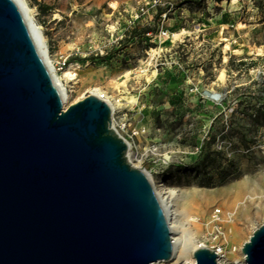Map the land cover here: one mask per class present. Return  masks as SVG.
<instances>
[{
	"label": "rangeland",
	"instance_id": "374dc122",
	"mask_svg": "<svg viewBox=\"0 0 264 264\" xmlns=\"http://www.w3.org/2000/svg\"><path fill=\"white\" fill-rule=\"evenodd\" d=\"M25 1L68 91L63 108L99 90L118 117L147 130L134 154L155 143L168 157V167L129 162L144 167L159 193H174L175 225L192 237L176 264H196L191 248L200 245L223 251L217 264H244L242 246L264 225V0H167L176 10L164 24L170 40L131 38L134 28H159V9L151 8L131 26L142 0ZM174 40L185 47L170 57ZM59 55L68 57V68L58 70ZM175 57L186 82L154 80L155 66L170 67ZM66 70L76 78H64ZM212 88L226 94L224 106L234 105L232 116L198 101Z\"/></svg>",
	"mask_w": 264,
	"mask_h": 264
},
{
	"label": "water",
	"instance_id": "95a60500",
	"mask_svg": "<svg viewBox=\"0 0 264 264\" xmlns=\"http://www.w3.org/2000/svg\"><path fill=\"white\" fill-rule=\"evenodd\" d=\"M111 114L95 95L63 109L24 12L0 0V264L171 261L153 184ZM241 253L264 264V225ZM193 258L217 264L205 247Z\"/></svg>",
	"mask_w": 264,
	"mask_h": 264
},
{
	"label": "built area",
	"instance_id": "2783aa9c",
	"mask_svg": "<svg viewBox=\"0 0 264 264\" xmlns=\"http://www.w3.org/2000/svg\"><path fill=\"white\" fill-rule=\"evenodd\" d=\"M149 8L151 9H159L158 13V22H159V28L156 32H148L144 34L146 39H155L158 38L159 40L161 38L170 40V38H174V35L172 33H169L165 29V21L168 18V15L171 12H176V10H172L173 4L170 1L167 0H142V4H140V7L138 11L134 14L133 17L130 19V24L131 26H134L135 23L140 19V17L147 15ZM183 42V41H181ZM183 44V43H181ZM167 47L170 48V52L168 53L171 57V55H176L178 52V49H181L185 47V45H176V41H172L171 44L167 45ZM159 53L157 54L158 57L164 52V50L167 51L166 45L162 46V48H159ZM173 51V54H172ZM164 54V53H163ZM68 57H64L63 55H59L57 57L56 65L58 70H63L68 68ZM174 60H177L176 63L173 62L170 67H161L162 65L160 64L159 66L157 65V68L155 66V77L154 80H158L159 78H170V79H175L182 77V81L184 83L186 82L187 79V72L184 68H182V61L180 58L176 57ZM76 78V73L72 72V76L69 77V80L72 81ZM189 80V79H188ZM181 81V82H182ZM190 92H198L197 88L192 86L190 88ZM100 99L102 100H108L111 102L110 98L108 97H101ZM226 99V94L223 92H219L218 90L212 89H205L202 90L201 92L198 93V101L204 104H209L211 106H216L220 107L222 112L226 117L232 116L235 112V107L233 106H224V102ZM106 102V101H105ZM107 103V102H106ZM108 104V103H107ZM144 106H147V103H144ZM64 109V108H63ZM67 109V108H66ZM65 110V109H64ZM111 123H112V128L117 132V134L124 139V141L127 144L128 151H127V157L128 160L132 158L134 162H136L138 165H141L143 163H148L151 168H156L158 166L164 165L165 167L169 166V160L166 155L160 154V148L158 145L155 143H151L150 145L146 146L142 152L140 153H133V150H136V140L138 137L143 136L147 133V130L144 127H132L130 123L123 117H118L116 114V109H111ZM205 119V118H203ZM216 119V116L212 117L209 119V124H211L214 120ZM202 122L204 120H201ZM209 130V129H208ZM208 133L206 132L203 137L201 138V141L199 145L195 148V152H200V149L202 148L204 142L208 140ZM130 161V160H129ZM142 168L149 176V173L144 169V167H139ZM215 254L218 257H221L222 255V250L220 248H217L215 251Z\"/></svg>",
	"mask_w": 264,
	"mask_h": 264
},
{
	"label": "bare ground",
	"instance_id": "6f19581e",
	"mask_svg": "<svg viewBox=\"0 0 264 264\" xmlns=\"http://www.w3.org/2000/svg\"><path fill=\"white\" fill-rule=\"evenodd\" d=\"M13 1L20 7V9L25 14L27 23L31 27L32 34L35 37V40L37 42L39 52L42 54V58L45 62V65L48 67V69L50 71V74L53 78L55 87L59 91L60 97L62 99V104L64 106L65 101L68 98V91L62 82V77L58 75L53 62L51 61V59L49 57L47 43H46V40L43 36L42 28L40 26L35 25L33 18L31 16V8L28 6V4L25 0H13ZM71 76H72V72L67 71V70L63 74L64 78H69ZM223 79H224V73H221L219 76V80L222 81ZM94 92L95 93L93 95H95L98 98H101L104 96V95H102V92L99 90H95ZM105 101L108 103V105L110 106L111 109H114V105L112 102H110L108 100H105ZM155 193H156L157 198L161 204V207L163 209V212L165 214V217H166L169 229H170L171 239L173 241V244H172V246H173L172 261H174V264H176L179 261V259L185 254L188 246L192 243V237L188 236L182 227L175 225V219L177 217V210L175 209V206L172 202V196L174 193L169 192L168 195L165 196L164 194L159 193L157 191V189H155ZM199 247H203V246L202 245L194 246L191 248V251L193 252L196 249H198ZM222 254H223V252H222ZM221 257H223V256H221ZM243 259H244V256H243L242 260ZM153 264H160V262L159 263L156 262ZM192 264H194V263H192Z\"/></svg>",
	"mask_w": 264,
	"mask_h": 264
},
{
	"label": "trees",
	"instance_id": "16d2710c",
	"mask_svg": "<svg viewBox=\"0 0 264 264\" xmlns=\"http://www.w3.org/2000/svg\"><path fill=\"white\" fill-rule=\"evenodd\" d=\"M218 1H221V0H218ZM148 32H150V31L145 30V31H143L142 33H137V29L134 28V29L131 31V38H135V37H137V36H140V35H142V34H146V33H148ZM181 79H182V77L175 78V79H173V80L170 79V78H167L166 80H169V82H170L173 86H178V84H180V82H181Z\"/></svg>",
	"mask_w": 264,
	"mask_h": 264
}]
</instances>
